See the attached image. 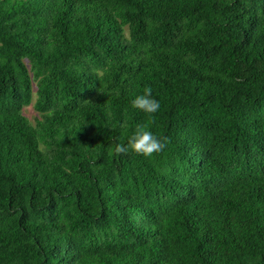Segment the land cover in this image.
I'll return each instance as SVG.
<instances>
[{"label": "trees", "instance_id": "1", "mask_svg": "<svg viewBox=\"0 0 264 264\" xmlns=\"http://www.w3.org/2000/svg\"><path fill=\"white\" fill-rule=\"evenodd\" d=\"M0 264H264V0H0Z\"/></svg>", "mask_w": 264, "mask_h": 264}, {"label": "clouds", "instance_id": "2", "mask_svg": "<svg viewBox=\"0 0 264 264\" xmlns=\"http://www.w3.org/2000/svg\"><path fill=\"white\" fill-rule=\"evenodd\" d=\"M152 93V88L146 87L143 94L136 96L132 101V107L141 110L146 114L157 113L161 108V104L153 97ZM164 148L165 144L162 143L151 131L140 127L130 137L127 146L124 144H118L115 147V152L116 154H127L129 151H133L145 157H151L154 153L163 151Z\"/></svg>", "mask_w": 264, "mask_h": 264}, {"label": "rangeland", "instance_id": "3", "mask_svg": "<svg viewBox=\"0 0 264 264\" xmlns=\"http://www.w3.org/2000/svg\"><path fill=\"white\" fill-rule=\"evenodd\" d=\"M33 103H34V99L32 103L29 106L25 107L23 110L24 114L27 116V118L31 123H33L34 119L38 116L37 112L33 108Z\"/></svg>", "mask_w": 264, "mask_h": 264}]
</instances>
